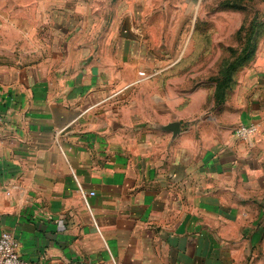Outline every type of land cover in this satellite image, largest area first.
I'll return each instance as SVG.
<instances>
[{
    "label": "crops",
    "instance_id": "obj_1",
    "mask_svg": "<svg viewBox=\"0 0 264 264\" xmlns=\"http://www.w3.org/2000/svg\"><path fill=\"white\" fill-rule=\"evenodd\" d=\"M15 73L0 85V236L23 259L264 264L263 69L208 111L155 94L149 118L102 69Z\"/></svg>",
    "mask_w": 264,
    "mask_h": 264
},
{
    "label": "rangeland",
    "instance_id": "obj_2",
    "mask_svg": "<svg viewBox=\"0 0 264 264\" xmlns=\"http://www.w3.org/2000/svg\"><path fill=\"white\" fill-rule=\"evenodd\" d=\"M74 65L114 78L135 115L155 94L208 111L264 70V0H0V85Z\"/></svg>",
    "mask_w": 264,
    "mask_h": 264
},
{
    "label": "built area",
    "instance_id": "obj_3",
    "mask_svg": "<svg viewBox=\"0 0 264 264\" xmlns=\"http://www.w3.org/2000/svg\"><path fill=\"white\" fill-rule=\"evenodd\" d=\"M258 131L256 126H241L235 133L241 140H247ZM0 264H32L23 259L18 252V242L16 238L8 232L0 236Z\"/></svg>",
    "mask_w": 264,
    "mask_h": 264
},
{
    "label": "water",
    "instance_id": "obj_4",
    "mask_svg": "<svg viewBox=\"0 0 264 264\" xmlns=\"http://www.w3.org/2000/svg\"><path fill=\"white\" fill-rule=\"evenodd\" d=\"M175 127H177V131L179 132L180 131V124H174Z\"/></svg>",
    "mask_w": 264,
    "mask_h": 264
}]
</instances>
